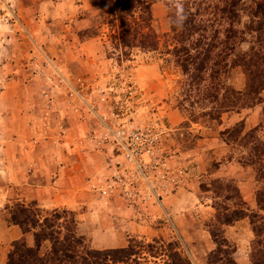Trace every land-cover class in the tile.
<instances>
[{"label": "rangeland", "instance_id": "1", "mask_svg": "<svg viewBox=\"0 0 264 264\" xmlns=\"http://www.w3.org/2000/svg\"><path fill=\"white\" fill-rule=\"evenodd\" d=\"M166 1L172 3L151 1L146 27L139 10L128 15L119 0H0V264L15 241L3 236L14 227L5 208L17 202L38 209L40 221L59 211L62 234L73 227L72 217L74 232L90 249L130 248L128 264H197L191 254L202 239L195 240L197 233L216 227L219 233L217 217L236 205L244 216L222 226L224 250L207 252L201 264H232L237 248L229 227L239 221L252 234L249 264L264 262V244L249 217H257L264 239L256 199L264 202V87L250 90V75H264V24L259 30L244 1L231 25L235 44L226 18L202 15L206 41L218 37L208 63L230 53L211 104L209 73L196 85L174 61ZM147 32L154 47H146ZM223 40L232 50L221 47ZM125 120L159 137L158 156L139 169L108 132ZM245 184L248 198L240 189ZM32 235L21 232L31 247ZM49 247L43 242L40 254Z\"/></svg>", "mask_w": 264, "mask_h": 264}, {"label": "trees", "instance_id": "2", "mask_svg": "<svg viewBox=\"0 0 264 264\" xmlns=\"http://www.w3.org/2000/svg\"><path fill=\"white\" fill-rule=\"evenodd\" d=\"M119 1L120 8L129 12L128 15L133 14L132 11L134 9H138L142 18L144 19V17H146L144 20L140 18L141 22L144 21L146 27H149L148 22L151 19L150 3L152 0ZM244 1L246 0H184L186 20L181 29H177L172 23L175 9L168 6L171 4L168 1L165 3L168 10V17L171 21L170 29L176 37L175 46L171 50L174 61L185 77H187L189 81H196V83H194L196 85L202 80L203 73H209L211 92L209 91L205 97L210 100L211 104L218 99L217 96L219 89L215 79L224 72L226 67L225 60L230 56V53L226 54V51L223 50L225 54L223 60H220L221 54L219 53L212 60V64L208 63L209 58L212 56V49L215 48V46H218V37L214 32L215 35L212 36V38H209V41H206L208 38L206 29V22H208V19L202 15H216L217 17H221L222 22H224V18H226L228 21L226 23L230 24L229 28L226 29V32H232L231 36L228 37L233 39V43L236 44L239 37L237 36L236 31H232L231 25L239 22L238 11L241 10L240 8H242ZM247 1L250 2L246 7L247 11L249 12V15L258 19L260 30L261 25L264 24V1ZM260 35L264 36V31L263 33H260ZM143 36H149V39H145L144 42L151 45L146 47H154V45H156L155 39H150L152 38L151 36H154L151 35L150 32L143 33ZM221 47L228 51L232 50L230 42L224 40L222 41ZM253 54L255 53L252 50L250 52V57ZM251 58L249 59L250 63ZM263 76L264 75L259 74L258 71L254 72L253 76L250 75V81L252 82L250 83L251 91L254 92L256 89H263L264 85H260L261 77ZM189 81L187 83L188 87L191 86ZM223 88L224 86H222L221 89ZM229 92L233 95L231 90L225 89V93ZM232 192L235 194V199H238L242 205L245 204L240 191H238L236 187L232 188ZM256 199L258 205H260L259 208L264 211V202L262 203L261 198L258 196H256ZM233 208L234 209L230 214L225 213L220 215V217H217L218 224L220 225L219 233L216 230L219 229V227L212 230L210 229L209 235L215 248L209 252V254L218 253L222 248L224 250L223 244L226 245V240L223 236L224 229H222V226L231 225L244 216V208L236 205ZM5 209H8L9 211L6 215V222L9 226H17L23 234L33 232L32 247L26 244L24 237L11 243L12 248L8 253L5 264H128L130 262V256L133 255L130 248L109 249L103 251L90 249L85 245L83 239L74 232L75 226L72 217L70 218V222L73 223V227L68 228V225H66V232L62 234L60 230L62 225L59 223L62 216L57 210L48 214L47 217L40 221V211L33 206H26L17 202L14 203L12 207L6 206ZM70 215H72V213H70ZM249 217L252 222L253 231L256 235L255 238L259 240V244H264V239H260L261 236H263V231L261 228H258L253 221L254 219H257V217L253 214ZM260 219H263L262 216ZM46 241L50 244V247L40 254L42 244ZM232 264H236L233 259ZM252 264H264V262L261 260H254V263Z\"/></svg>", "mask_w": 264, "mask_h": 264}, {"label": "built area", "instance_id": "3", "mask_svg": "<svg viewBox=\"0 0 264 264\" xmlns=\"http://www.w3.org/2000/svg\"><path fill=\"white\" fill-rule=\"evenodd\" d=\"M117 150L131 165L141 168L145 162L158 156V138L150 128L136 124L132 120L122 121V124L108 129ZM146 159V160H145ZM138 168V169H139Z\"/></svg>", "mask_w": 264, "mask_h": 264}, {"label": "crops", "instance_id": "4", "mask_svg": "<svg viewBox=\"0 0 264 264\" xmlns=\"http://www.w3.org/2000/svg\"><path fill=\"white\" fill-rule=\"evenodd\" d=\"M143 82H145V81H144V78L142 77L140 84H142ZM168 115H170V114H168ZM171 119H172V121L175 122L177 118L174 114L173 115L171 114ZM171 124H179V123H171ZM69 128H70V126L67 125V130H69ZM71 144H73V143H71ZM63 156H65V155H63ZM73 157H76V155ZM64 170H65V168H64ZM76 176H78V175H76ZM73 178H75V177H73ZM66 180H67V178H66ZM58 183H59V181H58ZM68 184H69V181L67 180L65 187H69ZM72 184H73V187L75 189H77L76 187H79V185H80L79 177L78 178L76 177L75 182L72 181ZM61 186L64 187V185H61ZM240 189H241L243 196H246L247 198L250 197L251 189H250L249 184H245V185L241 186ZM53 192H54V189L51 188L50 191L47 192V194L50 195ZM37 194H39V193H37ZM40 195H43L42 196L43 198L45 197V194H43V193ZM69 195L70 194L65 193V196H69ZM246 197H244V198H246ZM52 198H54V200H55L56 199L55 195H53ZM48 199L50 200V197ZM44 202H47V201H44ZM248 227L249 226L246 224L245 221L236 222L233 227H229L230 231L233 230L232 235L234 237V240H236V242L233 240L236 243V248H237L236 252L234 254V260H236L235 261L236 264H249V261L247 259L248 249L246 247H247V244H249L248 242H250L252 239V234L250 233V230ZM1 234L3 235L2 232H1ZM199 234L200 233H197V235L200 237H195V240L197 241L200 238H202L201 241L199 242L200 244L198 242H196L195 253L194 254L191 253L193 258L196 255L197 258H195V259L197 260V264L202 263V256L203 255H206L207 252H211L215 248V245H213L212 240L208 234H205V233H203L202 235H199ZM228 235H229V233L226 232L227 238H228ZM3 236L4 237L10 236V239L17 240L21 237V232L19 231V229H16V227L14 226V227L8 228L6 235H3ZM244 238H246L245 241H244ZM27 240H28V238H27ZM241 244H242V247H241Z\"/></svg>", "mask_w": 264, "mask_h": 264}, {"label": "clouds", "instance_id": "5", "mask_svg": "<svg viewBox=\"0 0 264 264\" xmlns=\"http://www.w3.org/2000/svg\"><path fill=\"white\" fill-rule=\"evenodd\" d=\"M168 6L172 9H175L174 15L172 17V23L177 27V29H181L183 27L184 21L186 20L184 0H172V3Z\"/></svg>", "mask_w": 264, "mask_h": 264}]
</instances>
